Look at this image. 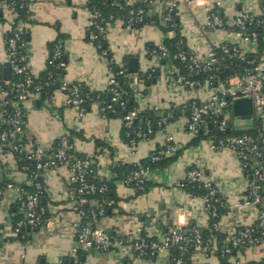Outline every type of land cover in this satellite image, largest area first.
<instances>
[{
  "label": "crops",
  "instance_id": "crops-1",
  "mask_svg": "<svg viewBox=\"0 0 264 264\" xmlns=\"http://www.w3.org/2000/svg\"><path fill=\"white\" fill-rule=\"evenodd\" d=\"M31 15L28 18V33L25 42V60L34 76L45 73L53 45L62 41L67 63L68 83H81L91 92H106L109 85V69L98 49L87 39L91 14L78 0H29ZM157 4L155 11L159 12ZM239 10V9H238ZM197 12V11H196ZM156 14V13H155ZM159 14V13H157ZM159 16V15H158ZM176 16L182 28L186 47L190 50L207 51L219 34L209 40L197 36L199 13L191 14L187 6H179ZM12 24L10 11L0 12V82L10 79L6 65L5 40ZM180 29V26H179ZM176 31L166 34L162 29L147 24L139 31H128L120 22L109 25L106 43L115 61L139 59V72L155 69V81L141 87L144 98L139 101L142 111L154 110L164 119L172 110L176 116L169 120L167 129L178 146L177 157L166 166L152 170L149 189L138 193L124 181H116L117 203L109 214L97 222L113 238L114 246L109 252L80 251L77 233L80 217L74 210L78 192L72 181L68 166L56 174L43 173L45 191L42 203L47 209V224L38 230L28 228L19 238L14 233L15 219L25 213L18 206V193L8 190L0 200V264H171L173 252H161L151 259H138L132 249V236L142 227L150 238H157L176 228L189 227L207 229L209 219L203 211V202L192 198L187 190L176 186L185 178L191 166L204 172L205 180L212 182L221 199L222 218L220 231L227 233L254 220L256 214L248 209L232 208V204L244 197L247 180L239 159L229 151H215L211 142L205 139L193 145L185 130L188 110L184 104L194 97L202 100L208 90L191 92L176 84L173 78L174 64L151 58L147 54L150 45L174 39ZM28 36V37H27ZM131 73V72H130ZM27 115L26 134L42 147L54 146L62 136H68L76 153L94 156L97 176L114 181L120 164H136L155 151H162L166 145L163 129H157L148 141H142L134 148L123 138V118L103 116L97 104L77 110L67 104L64 92L56 90L50 100L36 99L25 104ZM253 115V112H252ZM238 117L234 109L226 112V119L232 132H248L260 127L264 130V112L257 122ZM0 182L16 187H30V177L21 171L13 156L5 155L0 149ZM174 224L169 226V219ZM245 261H257L264 257L261 251L248 250L243 254ZM191 264H222L217 252L205 258L195 254Z\"/></svg>",
  "mask_w": 264,
  "mask_h": 264
},
{
  "label": "built area",
  "instance_id": "built-area-1",
  "mask_svg": "<svg viewBox=\"0 0 264 264\" xmlns=\"http://www.w3.org/2000/svg\"><path fill=\"white\" fill-rule=\"evenodd\" d=\"M91 14L87 39L93 44L106 60L109 69V93L112 102L119 104L126 110L130 102L129 92L120 85L118 76H123L131 83L137 106L123 118V128L127 137L135 133L136 139L131 138L129 145L136 147L139 142L148 141L155 133V126L147 122L145 128L134 130L140 113L139 101L144 98L142 86L144 80L140 73H130L124 63L118 64L109 50H103L102 41L106 38L110 24L101 23L104 15L97 8L109 1L93 2V0H78ZM125 5L120 6L129 14L116 19L110 15L109 22H120L128 31H139L136 25L145 22L151 15H159V23L152 22L160 29L174 26L172 14L177 12L179 6L186 5L191 14L199 13L197 20V36L209 40L211 36L219 34L215 41L205 51H181L179 58L186 73L174 66L173 78L180 87L198 92L208 90L202 100L194 97L184 104L188 110V121L185 130L191 138H196L200 132H209L208 125L214 124L218 133L225 134L230 129L226 119V112L232 108L233 102L248 99L252 102L253 115L251 120L257 122L264 112V0H121ZM160 11L156 12L155 7ZM9 10L12 14V24L6 36V65L11 72L7 81L0 82V149L7 156H13L17 163L32 162L33 165L23 164L21 171L27 174L33 187L28 191L16 187L11 183L3 185L0 182V200L8 190L15 189L18 193V206L24 211V216L14 225V233L19 236L25 228L38 230L47 224V209L42 205V195L45 191L41 177L43 173L56 174L62 167L68 166L72 181L75 183L78 198L74 210L80 217L77 233V246L74 254L80 251L109 252L113 246V238L107 231L99 228L97 222L106 216L104 204L94 196L108 192V186L99 187L90 181V176L96 168L94 156H74L70 153L73 145L69 137L62 135L56 145L42 147L26 134L27 115L25 104L31 100H50L58 76L57 70L66 71L67 63L63 60L64 46L57 43L50 55L45 72V80L33 75L25 60V37L28 33L30 17L29 0H0V12ZM239 9V10H238ZM197 11V12H196ZM156 13V14H155ZM159 13V14H157ZM222 13V16L220 15ZM184 44V40H181ZM151 58L171 62L170 52L164 43L147 48ZM118 68L116 73L114 68ZM152 69L151 72H155ZM151 77V75H150ZM57 90L67 96V104L82 110L85 100L81 98V83H68L66 74L61 77ZM99 113L107 115V111L116 113L113 106L100 107ZM223 116L220 120L219 117ZM174 118L173 112L167 114L158 122V128L163 129L166 136V145L158 154L151 153L148 158L152 163L159 162L164 157L174 156L178 146L167 129V123ZM258 134L228 135L210 139L211 147L215 151H229L240 161L243 173L247 180L244 197L235 201L232 208L248 209L256 214L254 220L234 228L218 240L217 237L206 238L198 229L194 228L192 234L185 235L183 228H176L157 238H150L145 230L139 227L132 236V249L138 259H151L161 252H173L171 264H191L195 254L205 258L211 257L215 252L219 255L222 264H264V257L260 260L245 261L243 254L248 250L261 251L264 254V131L256 128ZM141 162V161H140ZM140 162L137 169L124 181L125 184H135L137 192L145 193V184L149 181L152 170ZM176 186L188 191L192 198L199 197L203 202V211L209 219L210 229L216 233L220 231L221 199L218 190L212 182L205 180L204 172L197 166H191L182 181ZM203 189V195L198 196L197 190ZM92 197V199L89 198ZM92 204L89 211L83 209L84 205ZM180 231V234L177 232ZM2 239L0 237V244ZM72 264H83L75 262Z\"/></svg>",
  "mask_w": 264,
  "mask_h": 264
},
{
  "label": "trees",
  "instance_id": "trees-1",
  "mask_svg": "<svg viewBox=\"0 0 264 264\" xmlns=\"http://www.w3.org/2000/svg\"><path fill=\"white\" fill-rule=\"evenodd\" d=\"M102 1L103 0H93V2H95V3L102 2ZM115 3L116 4L113 5V1H109L105 5L97 7L101 11V13L104 15V20L101 23L102 24L104 23L105 26L108 25V24L111 25V24L116 23L115 21L109 22L107 20V18L110 15H114L115 18L118 20L122 16L129 14V10H128V13H127V11L124 12V11H122L120 9V6L125 5V3L123 1L116 0ZM172 17L174 19V26L168 27V28H163L162 30L166 34L170 33L171 31H176L177 35H176V37L174 39L165 40L164 44L167 47V49L169 50V52H170V55H171V58H170L171 60L170 61H171V63L174 64V66L176 68H178L179 70L181 69L182 72L185 74L186 71H185L183 65L181 64L179 58H177V56H178V54L181 51L188 52L189 49L186 47V41H185L184 36L182 35L181 23L179 25L178 18L176 16V12H174L172 14ZM24 19L26 21H28V18L25 15H24ZM152 22L159 23L158 15H151V17L145 19V22H143L140 25H136L135 27H136V29L141 30L144 26H146L147 24H150ZM179 26H180V29H179ZM181 40H184V44L180 43ZM25 42H26V37H25ZM59 42H61L63 44L62 41H59ZM59 42H56L53 45V48H52L53 50H54V47L56 46V44L59 43ZM152 46L153 45H150L149 47H152ZM102 47H103V50H109L108 49V45L106 43V38L102 41ZM53 50H52V52H53ZM63 60L66 61L65 60V53H64ZM128 62H129V59L127 58V59H125V61L123 63L125 64V67L128 68V71H129V63ZM114 70H115L116 73L118 72V68L117 67H115ZM56 73H58V76L55 77L56 82H55L54 87H53V89H55V90L58 89V87H59V85L61 83L60 82L61 77H63L66 74V71L60 69V70H57ZM157 74H158L157 71L152 73L151 70H149L148 72H145V73H143V72L140 73V75H141L142 79L145 81L146 85L150 84L152 81H155V78H156ZM150 75H151V77H150ZM47 76H48V74L45 72L44 74L39 76V79L40 80H45L47 78ZM118 80H119L120 85L122 87H124L130 94V102L128 103L126 110H123L121 108V106H119V104L112 102V96L109 93V89H107L106 92L99 93V92H91L88 89H86L83 86H81L80 96H81V98H83L86 101L85 104L83 105V108L91 107V105H93L95 103H98L100 107H106V108L108 106L112 105L113 109L116 111V113H112L110 110H108L106 116L124 118L126 116V114L132 110L133 107L137 106L138 102H137V100L135 98V95L133 94V89L131 87V83H128L127 79L124 78L123 76H118ZM171 112H173L174 116H176V114H175V112L173 110ZM161 119L162 118L158 117L157 112H155L154 110L153 111L152 110L142 111L140 113L138 121L134 125L133 129L134 130H139L140 128H145L147 122L150 121L155 126V131H156L158 129V122ZM207 128H208L209 132L206 134V132L202 130V132H200L198 134V136L193 139V141H192L193 145H197L198 143H200L201 141H203L205 139L210 140V139H212L213 137H216V136L222 137V136H228V135H241V134H247V133L248 134H254V135L258 134L256 129L248 131V132L235 133V132L231 131V128L225 134H220V133H218V131L216 129V126L214 124H209ZM261 130L264 131L262 128H261ZM122 135H123V138L125 139V141L128 142V144L130 143L129 141L131 140V138L136 139L135 133H132L131 138L127 137L126 129H124V128H123ZM69 140H70V143L73 145L72 140L70 138H69ZM155 152L158 154L160 151H155ZM178 152L179 151H177V153L174 156L164 157L162 160H160L159 162H156V163H152L150 159L141 160L140 163L142 165H144L145 167H149L151 170H154L157 167L166 166L167 164L172 162L177 157ZM72 155H74V156H83V155H79L76 152H74ZM23 164L33 165L32 162L23 161V163H19L18 164L20 169L22 168ZM136 169H137V167H136L135 164H132V165H130V164H120L115 170V172L117 174V179L114 180V181H107L106 179L102 180V179L98 178L97 169L94 168V171H93V173L90 176V181L96 183L99 187H101L103 185H107L108 186V192H106L105 194H97L96 196H94V199L100 200L104 204V207L106 209V216L109 214V210L113 207V205H116V203L118 201L117 195H116V181H125L130 176V174L133 171H135ZM41 180H42V182H44L43 176L41 177ZM2 184L5 185L6 183H2ZM130 186L135 187V184L134 183L130 184ZM145 186H146V191L145 192H147L148 189H149V182H147L145 184ZM22 188H24V189H26L28 191H32L33 190V187H31V186L30 187H22ZM187 190L191 191L190 188H188ZM204 192L205 191L203 189H200V190L196 191V194L198 196H200V195H203ZM138 193H140V192H138ZM42 198H43V195H42ZM89 198L92 199V197H90V196H89ZM42 205L44 206L43 203H42ZM92 208H93L92 204H88V205H84L83 206V209L85 211H89ZM219 211H220V214L222 215V209H219ZM23 216L20 215V216L16 217L15 222L18 219L22 218ZM46 218H48V214L46 215ZM194 228L198 229L199 232H201V234H203L206 238L217 237L218 240H220L223 237V233H216V232L211 231L210 229H201V228H197V227H189V228H187V230L184 229L185 235L192 234V230ZM27 230H28V228H25L23 233L21 235H19L18 237L19 238L23 237L25 235V233L27 232ZM173 254H176L175 250L173 251Z\"/></svg>",
  "mask_w": 264,
  "mask_h": 264
},
{
  "label": "water",
  "instance_id": "water-1",
  "mask_svg": "<svg viewBox=\"0 0 264 264\" xmlns=\"http://www.w3.org/2000/svg\"><path fill=\"white\" fill-rule=\"evenodd\" d=\"M222 16V13H220ZM28 37V36H27ZM129 71L131 73H138L139 72V59L138 58H132L130 60V66ZM9 75H11V72L9 70ZM232 108L234 109V114L238 117L248 118L252 115L253 112V106L252 102L248 99H242L237 100L233 102ZM220 120L223 119V116L219 117ZM75 152L74 148L71 149L70 153L73 154ZM174 224V220L172 218L169 219V226H172ZM180 234V231L177 232Z\"/></svg>",
  "mask_w": 264,
  "mask_h": 264
}]
</instances>
